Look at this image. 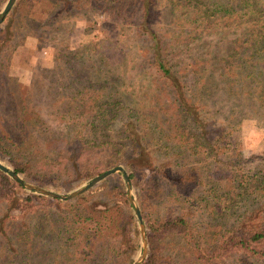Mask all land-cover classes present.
I'll use <instances>...</instances> for the list:
<instances>
[{
  "label": "trees",
  "instance_id": "16d2710c",
  "mask_svg": "<svg viewBox=\"0 0 264 264\" xmlns=\"http://www.w3.org/2000/svg\"><path fill=\"white\" fill-rule=\"evenodd\" d=\"M31 1L33 10L26 11L24 0H16L0 23V152L4 154L3 141L11 140L8 116H15L23 130L12 142L17 154L28 148L31 129L42 130L41 107L34 102L43 90L42 80L34 73L31 81L21 82L9 69L24 51L27 38L36 39V46L41 43L47 32L41 17L54 20L69 8L64 0ZM123 1L139 5L137 25L150 36L144 54L150 86L140 94L136 80L127 82V106L118 88L107 93L100 84L75 88L66 95V109L58 112L60 136L46 143L53 147L52 153L57 151L56 157L46 156L34 143L33 151L9 156L13 169L40 181L56 172L64 179L54 185L65 187L93 177L110 163H123L146 222L148 250L142 264H167L165 252L173 242L189 264H264V168L247 170L245 157L234 154L227 126L202 115L185 90L182 74L169 64L172 49L188 45L199 30L245 22L250 31L235 54H229L226 68L235 75L249 56L256 64L263 62L254 68L258 77L264 71V0ZM163 14L175 22L166 39L154 30L152 21ZM70 46L66 43L54 52V60L62 59L67 66L49 64L41 76L56 69L67 73L87 69L90 64L75 60L79 49ZM193 67L184 69L183 75L192 77L197 69ZM255 90L263 99L264 83L255 85ZM139 156L147 162L141 163ZM111 177L114 184L108 189L97 188L106 184L109 177H105L64 201L33 191L19 197L18 181L0 169V264H131L141 249L137 219L125 181L119 173ZM97 198L105 203L94 204ZM204 211L216 224H201Z\"/></svg>",
  "mask_w": 264,
  "mask_h": 264
},
{
  "label": "rangeland",
  "instance_id": "374dc122",
  "mask_svg": "<svg viewBox=\"0 0 264 264\" xmlns=\"http://www.w3.org/2000/svg\"><path fill=\"white\" fill-rule=\"evenodd\" d=\"M6 1L0 0V12ZM65 2L69 8L59 17H52L55 18L54 20H46L41 17L42 20H45L49 35L47 32L44 33L40 40L41 43L37 46L36 39L27 38L24 51L9 69V73L16 76L18 81L27 83L31 81L34 73H37L44 84L43 90L34 98V102L41 107L39 118L42 123H40L42 130L31 129L29 146L24 148L21 153H16L15 143H12L17 142V137L23 131L21 124L16 123L15 116L7 117L6 124L10 125L12 141L9 139L3 141L7 145L8 153L0 152V161L12 169L13 164L8 159L9 156L19 157L25 152L33 151L31 145L34 143L38 145V150L46 156L56 157L57 151L52 153L53 147H48L46 143L49 141L52 143L56 137L60 136L58 131L63 126L59 122L58 112L66 109L68 106L66 95L74 93L75 88L79 89L83 86V89H91L93 85L95 87L100 84L105 93L118 88L121 100L126 105L130 103V99L127 98V82L136 80V85L140 86L136 91L140 94L144 93L151 84V76L144 70L147 60V55L144 57V54L149 48L150 36L137 25L141 14L137 3L123 0L116 2L111 0H64L63 4ZM114 6H119L120 10L115 9ZM23 7L26 11L33 10L32 1L24 0ZM162 16L161 18L160 16L153 17L152 21L154 30L162 39H166L172 32L175 22L165 14ZM249 31L250 28L245 22L217 27L215 30L201 29L188 45H181L174 50L172 49L169 55V64L177 74H182L181 78L184 81L185 90L191 100L199 107L202 115L227 126V130L230 131L234 154L238 157H245V167L252 173L264 168V96L263 99L259 98L257 90H255V85L264 83V71L258 77L253 73L254 68L260 67L263 62L256 64V60L251 57L248 59V56L242 61L243 65L237 68L236 74L232 76L228 74L226 68L229 54H235V48L241 46V39ZM261 40V44L264 46V38ZM66 43L70 44L71 48L79 49L77 53L79 57L75 60L86 61L90 64L87 69L77 71V73H67L61 69H56L49 71L45 77L41 76L43 68L49 64L56 62L62 68L67 66V63L62 59L54 60L55 48ZM193 65L197 69L193 71L192 77L183 75V70L192 71L195 68ZM73 78L77 79L73 80ZM14 82L10 81V83ZM121 83L125 84L121 86ZM11 87L15 88L16 85ZM47 87L48 90H46ZM42 153H38L36 156H40ZM48 159L52 160L51 158ZM138 160L143 161L141 163L147 162L143 156H139ZM16 161H22V165L27 166L24 160L18 159ZM116 165H122L127 172L123 163H110L103 170ZM17 173L26 181L60 193H67L90 179L74 180L68 186L65 185L64 187L61 184L62 187H57L54 183H60L64 179V175L58 176L56 172H50L45 180L40 181L32 175ZM112 173H119L124 180L119 171ZM112 173L105 176L109 177L105 181L106 184L98 185L100 180L105 178L103 177L87 190L96 185H98L99 191L108 189L114 184V179L111 177ZM15 189L19 197H25L32 191L36 192L21 183ZM83 192L72 198L59 199L68 201ZM132 195L139 205L137 197L133 193V186ZM49 197L53 198L52 196ZM97 199L93 202L94 204L103 205L105 203V199ZM140 210L143 217L141 207ZM204 213V215L201 213L199 216L201 224H205V221L207 224H216L215 220L211 219L205 211ZM134 215L137 219L141 249H138L133 261L142 251L138 218L135 212ZM143 220L146 223L144 217ZM183 252L178 247V243L173 242V248H169L165 252L168 259L167 264H189Z\"/></svg>",
  "mask_w": 264,
  "mask_h": 264
},
{
  "label": "water",
  "instance_id": "95a60500",
  "mask_svg": "<svg viewBox=\"0 0 264 264\" xmlns=\"http://www.w3.org/2000/svg\"><path fill=\"white\" fill-rule=\"evenodd\" d=\"M14 1L15 0H7L6 1L3 9L0 12V22H2L5 15L7 14L9 9L13 5ZM0 169L5 171L6 173H8L10 176H12L14 179H16L19 183H21L22 185H24L25 187H27L29 189H32V190L39 192L41 194H44V195H49L52 197H58L61 199L72 198V197L78 195L79 193L87 190L91 186H93L97 181H99L100 179H102L103 177L108 175L109 173H112L114 171H119L122 174V176L126 182L127 197H128L129 203L131 204V206H132V208H133V210H134V212L138 218L139 229H140V234H141V238H142V251L139 254V256L133 261L132 264H140L143 261V259L145 258L146 252H147V237H146V232H145V223H144V220L142 217L140 207H139L138 203L136 202L134 196L132 195V183H131L130 177L122 165L112 166V167H109V168L103 170L102 172H100V173L96 174L95 176H93L92 178H90L83 185H81V186H79V187H77V188H75V189H73L67 193H60V192H57L55 190H51L49 188L35 184L33 182L26 181L14 169L5 165L1 161H0Z\"/></svg>",
  "mask_w": 264,
  "mask_h": 264
}]
</instances>
